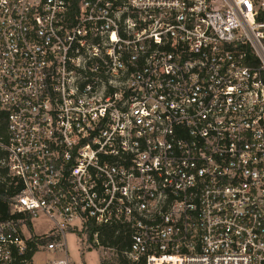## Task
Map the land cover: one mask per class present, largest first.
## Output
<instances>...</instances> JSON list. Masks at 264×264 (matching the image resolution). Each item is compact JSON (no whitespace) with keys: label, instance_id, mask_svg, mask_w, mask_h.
Instances as JSON below:
<instances>
[{"label":"built area","instance_id":"obj_1","mask_svg":"<svg viewBox=\"0 0 264 264\" xmlns=\"http://www.w3.org/2000/svg\"><path fill=\"white\" fill-rule=\"evenodd\" d=\"M0 113V264H264V0H0Z\"/></svg>","mask_w":264,"mask_h":264},{"label":"trees","instance_id":"obj_2","mask_svg":"<svg viewBox=\"0 0 264 264\" xmlns=\"http://www.w3.org/2000/svg\"><path fill=\"white\" fill-rule=\"evenodd\" d=\"M5 114L0 113V137H6V121ZM6 157V151L0 146V221H7L9 219H20L23 218L21 214H12L11 212V198L19 193L22 190V185L20 183L16 184L17 179L9 174V170L7 167L1 164V161ZM27 225L29 230L32 233V238L28 240L29 251L24 253L21 256V259L25 260L24 263L21 264H33L32 259L33 256L38 252L37 243L46 244L51 239L47 235H36L34 234L33 225L30 220H27ZM92 239V235L89 237ZM99 238L103 244L106 245H114L119 243L124 239H128L123 235H115L112 230H104V233L99 235ZM128 244V240L125 241V245ZM118 261L120 264H135L132 263L128 258L124 255L123 251L119 250L118 252ZM27 262V263H26ZM104 264V261L103 263ZM142 264V263H139Z\"/></svg>","mask_w":264,"mask_h":264},{"label":"rangeland","instance_id":"obj_3","mask_svg":"<svg viewBox=\"0 0 264 264\" xmlns=\"http://www.w3.org/2000/svg\"><path fill=\"white\" fill-rule=\"evenodd\" d=\"M52 226L53 221L41 214L34 220L33 230L38 234H44L48 233L52 229ZM66 249V252L63 250L55 252L38 248V254L32 259V263L46 264L51 259L63 257L65 253L69 255L73 264H102L105 259L109 261L114 259V255L110 251L103 249L88 250L86 246L80 245L76 236L72 233L66 235Z\"/></svg>","mask_w":264,"mask_h":264},{"label":"crops","instance_id":"obj_4","mask_svg":"<svg viewBox=\"0 0 264 264\" xmlns=\"http://www.w3.org/2000/svg\"><path fill=\"white\" fill-rule=\"evenodd\" d=\"M33 228H34V223H33ZM37 234H38V233H37ZM36 254H38V252H37ZM36 254H35V256H36ZM35 256H34V258H35Z\"/></svg>","mask_w":264,"mask_h":264}]
</instances>
